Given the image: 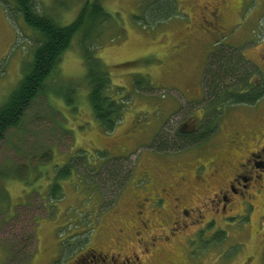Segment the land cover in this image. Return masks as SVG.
<instances>
[{
    "label": "rangeland",
    "instance_id": "obj_1",
    "mask_svg": "<svg viewBox=\"0 0 264 264\" xmlns=\"http://www.w3.org/2000/svg\"><path fill=\"white\" fill-rule=\"evenodd\" d=\"M5 1L0 107L40 39L15 1ZM86 1L35 0L61 25L74 21ZM141 1L146 6L102 0L113 18L90 41L110 70L112 94L125 103L114 131L103 129L89 102L81 32L46 90L7 131L0 147V264H100L99 253L119 264L127 258V264H264V170L249 189L251 211L237 198L222 213L214 196L248 151L264 146V100L218 111L214 126L204 86L216 48L240 50L246 76L264 80V0H178V17L147 28L134 18ZM138 74L150 83L136 88ZM211 125L203 142H180L178 129ZM237 130L252 138L242 136L239 144ZM220 156L230 165L220 167Z\"/></svg>",
    "mask_w": 264,
    "mask_h": 264
},
{
    "label": "trees",
    "instance_id": "obj_2",
    "mask_svg": "<svg viewBox=\"0 0 264 264\" xmlns=\"http://www.w3.org/2000/svg\"><path fill=\"white\" fill-rule=\"evenodd\" d=\"M14 1L27 25L39 32L40 39L35 45L33 58L25 65V75L18 88L0 107V147L7 131L20 124L27 108L46 90L47 82L56 74L63 54L70 47L74 36L80 32L82 33L83 58L86 63L85 79L89 84V102L95 118L103 129L106 132L114 131L118 122L123 118L125 103L117 97V94H112L110 70L98 56L94 45L90 44L95 35H100L102 30L100 27L113 18L112 14L105 9L102 0H87L77 18L67 25H61L40 13L35 0ZM141 8L142 14H136L134 18L146 28L173 20L179 16V13H182L178 0H146V6L141 1ZM12 14L11 11L10 16H14ZM237 52L239 54L216 48L209 57V64L204 74V86L206 96L214 102L215 116L217 114L215 118L213 117L214 119H211L214 126L218 125H215L217 117L228 106L250 105L264 100V80L261 83H255L249 76H246L248 67L245 61L247 57L240 50ZM211 57L212 60H210ZM241 77L245 78L244 82L241 81ZM228 79L233 81V84L227 83ZM236 81L238 84L235 83ZM149 83L150 79L147 75L138 74V77L134 78L136 88H141L144 84ZM68 100L69 102L74 101L73 97ZM218 111L221 113L219 114ZM213 125L209 127L211 131L210 129L201 130L200 127V132L196 131L197 128L190 132L177 131L179 140L185 145L197 142L199 144L210 132L215 130L212 128Z\"/></svg>",
    "mask_w": 264,
    "mask_h": 264
},
{
    "label": "flooded vegetation",
    "instance_id": "obj_3",
    "mask_svg": "<svg viewBox=\"0 0 264 264\" xmlns=\"http://www.w3.org/2000/svg\"><path fill=\"white\" fill-rule=\"evenodd\" d=\"M217 10L220 11V8H217ZM210 13L212 15L211 11H210ZM215 13H216V11H215ZM216 20H218L217 19V13H216ZM179 130L180 129H178L177 131H179ZM196 131H200V129L197 128ZM240 134H241V131L237 130V132L235 133V136H233L234 139H237V142L239 144H240V141L243 139L242 136H248L249 140L252 138L249 135H240ZM240 136L242 138H240ZM254 140H257V138ZM197 143L190 144V145H196ZM247 146H248V144H247ZM224 160H226V159L223 158V156H220V158L218 160L219 166L222 168L225 166V164H227V166H229L231 163V160H229V161H224ZM199 165H200V163L197 165V167ZM193 167L196 168L197 171H200L194 165H193ZM237 167H238L239 171L240 172L242 171L244 174L240 175V173L238 171V173L235 174L233 179L228 180L226 185H224V187H221L220 191L218 193L214 194V196L217 197L218 202H216L215 198H211V200H212L211 203L216 202L215 205L222 203V207H221L222 213L226 212L227 209L230 210L229 206L237 203V201H236L237 198H242L241 199L242 204L247 202V206L250 205L251 209H252V207H254V204L250 200H248V197L252 198V196H253V193H250L249 189L253 186V182H257L256 177H259V175L256 174V171L257 170H259V171L264 170V146L263 147L261 146L260 148H258L256 150L248 151V157L246 158V161L243 162L242 164H237ZM253 173H255V174L253 175ZM145 174H146V172H145ZM172 176L173 175L170 174V177H172ZM166 190L167 189L165 186L159 188V192H162V193H165ZM171 198L173 200H176L177 202L180 201V198H178V197H171ZM179 203H181V201ZM215 205H213V206H215ZM250 207L248 206V209H250ZM251 209H250V211H251ZM137 213L139 214V213H141V211H139ZM223 218L224 217H222L221 220ZM215 219H217V218H212L211 220L215 221ZM143 225H144V229H145L146 224H143ZM92 255H93V260H92V262H93L94 258L96 259L97 256L94 254H92ZM263 257H264V254H263ZM97 259H98V261H100V264H119L120 263L119 261H117L115 259L114 255L109 256V255L99 253V257H97ZM128 261L129 260L127 258V260L122 261L121 264H127Z\"/></svg>",
    "mask_w": 264,
    "mask_h": 264
},
{
    "label": "water",
    "instance_id": "obj_4",
    "mask_svg": "<svg viewBox=\"0 0 264 264\" xmlns=\"http://www.w3.org/2000/svg\"><path fill=\"white\" fill-rule=\"evenodd\" d=\"M181 131H183V129H181Z\"/></svg>",
    "mask_w": 264,
    "mask_h": 264
}]
</instances>
